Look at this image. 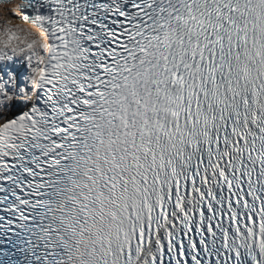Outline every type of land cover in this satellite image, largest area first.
<instances>
[{
	"label": "snow or ice",
	"instance_id": "obj_1",
	"mask_svg": "<svg viewBox=\"0 0 264 264\" xmlns=\"http://www.w3.org/2000/svg\"><path fill=\"white\" fill-rule=\"evenodd\" d=\"M0 264H264V0H0Z\"/></svg>",
	"mask_w": 264,
	"mask_h": 264
},
{
	"label": "clouds",
	"instance_id": "obj_2",
	"mask_svg": "<svg viewBox=\"0 0 264 264\" xmlns=\"http://www.w3.org/2000/svg\"><path fill=\"white\" fill-rule=\"evenodd\" d=\"M22 28H24L25 30H29L34 34H38L40 36L41 39H43V33H41L39 31L38 28H36L34 25H30V24H22L20 25Z\"/></svg>",
	"mask_w": 264,
	"mask_h": 264
}]
</instances>
